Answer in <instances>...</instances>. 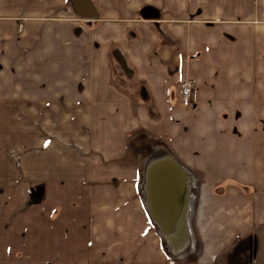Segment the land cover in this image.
Masks as SVG:
<instances>
[{"label": "crops", "instance_id": "obj_1", "mask_svg": "<svg viewBox=\"0 0 264 264\" xmlns=\"http://www.w3.org/2000/svg\"><path fill=\"white\" fill-rule=\"evenodd\" d=\"M0 186L45 264H264V0H0Z\"/></svg>", "mask_w": 264, "mask_h": 264}, {"label": "rangeland", "instance_id": "obj_2", "mask_svg": "<svg viewBox=\"0 0 264 264\" xmlns=\"http://www.w3.org/2000/svg\"><path fill=\"white\" fill-rule=\"evenodd\" d=\"M167 157H170L174 159L175 161H177L174 156H167ZM192 180L193 182L194 180L196 182H195V185L193 184L192 188L190 189L194 197L192 201V211L189 213V220H190V228H191V233H192L191 244H193L194 248L196 249L198 248L197 244L199 243L198 241L199 236L197 235L198 236L197 238V236H195V233L193 231L192 214L194 211L193 204L198 197L200 179L198 177L196 179L192 177ZM230 181L231 180H229L228 182L232 183ZM232 184H234V182ZM8 191L9 190H7L6 188L0 186V200H1V203H0V264H45V262L41 261L43 259L42 257L39 256V254L41 256H46L48 253L53 256L56 254L57 251L54 250V248H51V249L44 248V246L56 244L54 235H48L45 232L40 231V229H36V232H34L32 235L31 233L28 234L26 239L23 240V237L25 236V232H26L24 227L18 226L16 229V234L12 233L13 229L8 230L7 227L10 223L8 220L9 211L7 210L6 205L4 206V202H2V197L6 195ZM18 193H19V189H17V194ZM141 195H144L143 191L141 192ZM24 204H25L24 202L17 203V206L18 208L19 207L21 208L20 209L21 211L23 210ZM43 234H46L45 237ZM43 240H45L44 243H43ZM259 242L260 240L258 236L247 235L245 238L242 239V241H240V244L238 245L234 253L230 254V257H231L230 261L233 262L234 264H249L250 262H252L256 253H258V250L256 249H257V244ZM40 246H42V248H40ZM196 254L197 252H193V255H196ZM45 259H47V257H45Z\"/></svg>", "mask_w": 264, "mask_h": 264}, {"label": "bare ground", "instance_id": "obj_3", "mask_svg": "<svg viewBox=\"0 0 264 264\" xmlns=\"http://www.w3.org/2000/svg\"><path fill=\"white\" fill-rule=\"evenodd\" d=\"M162 160H164V159L162 158V159L156 161L154 164H156ZM165 160L174 163L177 166V168L179 169V171L182 172L183 166L180 165L178 162H175L174 159L167 157ZM186 178L189 179V183H188L189 184L188 188H189L190 187V176L188 175L187 177H185V180H186ZM193 184L195 185V183H192V185ZM190 212H191V210H190V208H188V212H187L186 217H180V218H177L175 220V234H173L174 235L173 237H175L174 239L176 241V244H174V247L178 252H182L184 249H187V247H189V245L191 244L192 233H191V228H190V220L188 217V214Z\"/></svg>", "mask_w": 264, "mask_h": 264}, {"label": "built area", "instance_id": "obj_4", "mask_svg": "<svg viewBox=\"0 0 264 264\" xmlns=\"http://www.w3.org/2000/svg\"><path fill=\"white\" fill-rule=\"evenodd\" d=\"M194 94V82L186 80L183 84V96L187 101H191Z\"/></svg>", "mask_w": 264, "mask_h": 264}]
</instances>
